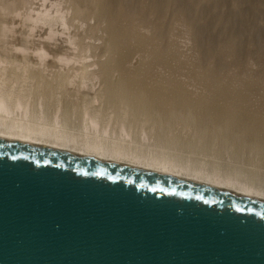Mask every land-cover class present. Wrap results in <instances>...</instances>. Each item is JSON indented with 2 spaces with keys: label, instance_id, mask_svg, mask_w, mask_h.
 <instances>
[{
  "label": "rangeland",
  "instance_id": "obj_1",
  "mask_svg": "<svg viewBox=\"0 0 264 264\" xmlns=\"http://www.w3.org/2000/svg\"><path fill=\"white\" fill-rule=\"evenodd\" d=\"M0 4L1 32L12 35L6 41V33L0 32L6 41L0 43L7 44L4 50L0 44V56L11 63L22 52L29 53H22L7 68L17 70L23 57L29 55L27 59L30 57L34 67L44 70L46 76L40 110L31 109L32 119L38 111L49 121L44 114H49L52 103L57 102L60 112L68 114L66 128L77 132L82 102L93 99L99 108L102 105L108 110L106 113L124 109L129 120L151 121L148 124L153 128L148 134L152 135L144 140L153 147L149 150L174 145L171 148L176 152L170 153L196 155L228 168L240 165L241 172L259 173L264 181V0H7ZM96 4L100 5V15L90 18ZM6 7L11 10H2ZM34 12L44 17L36 21L31 16ZM49 13L57 20L50 19ZM42 19L53 20L46 23ZM8 43L20 44L25 50L17 52L13 46L10 52ZM41 45L48 51L44 60L35 55ZM75 65L78 71L90 65L94 76L78 79L70 85L77 89L74 94L60 93L57 100L50 90L64 85H57L58 78L68 76ZM53 120L50 117L49 122Z\"/></svg>",
  "mask_w": 264,
  "mask_h": 264
},
{
  "label": "water",
  "instance_id": "obj_2",
  "mask_svg": "<svg viewBox=\"0 0 264 264\" xmlns=\"http://www.w3.org/2000/svg\"><path fill=\"white\" fill-rule=\"evenodd\" d=\"M0 264H264V199L0 137Z\"/></svg>",
  "mask_w": 264,
  "mask_h": 264
},
{
  "label": "bare ground",
  "instance_id": "obj_3",
  "mask_svg": "<svg viewBox=\"0 0 264 264\" xmlns=\"http://www.w3.org/2000/svg\"><path fill=\"white\" fill-rule=\"evenodd\" d=\"M1 1L4 2L7 0H0V2ZM23 2H24V0H23ZM31 2H32V0H31ZM52 2H54V1H52ZM6 3L7 2H5V4L1 3L2 4V5L0 4L1 8H2V6L5 7L4 5H7ZM8 3H9V1H8ZM10 4L12 6L15 5L12 3H10ZM21 4H23V3H21ZM28 4H30V2ZM28 4H26V5L28 6ZM9 7L12 8L10 5H9ZM13 7L16 8V6H13ZM10 8L6 7L5 9H2V10L7 9V11H8ZM22 8H24V7H22ZM82 8H83V6H82ZM83 9H85V8H83ZM36 10H37V8H34V11H36ZM49 10H51V9H49ZM49 10H47V11L48 12L52 11V10L51 11H49ZM91 11H92L91 13L89 12L91 15L90 18L100 15V5L96 4L95 6H93V9ZM4 13L5 12L3 11V14ZM15 13H16V10H15ZM0 14L2 15L1 11H0ZM29 14H31V13H29ZM49 14H51V13H49ZM52 14H54V13H52ZM52 14L50 15V19H51V17L52 18L57 17L56 15L52 16ZM13 16H15V15H13ZM31 16L33 17V19H36V21H37V18L40 15L37 16V13L34 12V14L32 13ZM42 16H43V13L41 14L40 17H42ZM45 16H47V15H45ZM48 16H47V18H49ZM11 17H12V15H11ZM57 18H56V20H57ZM39 19L41 21V18H39ZM46 19L43 20V22L47 21V20L49 21V19H47V20ZM32 20L30 21V23L32 22ZM52 20H51V22H52ZM8 21H9V19H8ZM48 21L46 23H51ZM2 22H3V20H2ZM54 22H55V19H54ZM3 23H5V22H3ZM94 23L97 24V22H94ZM26 24H27V22L25 23V25ZM28 25H30V24H27V26ZM13 26H15V25H13ZM21 26H20V28H21ZM36 26L38 27V25H36ZM58 26H59V24H58ZM90 26H92V25H90ZM50 29L52 30L53 28H50ZM94 29H95V27H94ZM7 30H12V29H7ZM21 30H20V32H21ZM91 30H93V28ZM39 31H40V28H39ZM0 32H1V29H0ZM3 32L4 31H2L1 33H3ZM7 32H9V31H7ZM30 32H32V31H30ZM1 33H0V35H1ZM5 33H3L2 35H4ZM26 33H24V35ZM90 33H92V32H90ZM35 34H36V31H35ZM60 34H61V32H60ZM13 35H15V34H13ZM21 36H22V34H21ZM10 37H7V33H6V41H7V38L9 39ZM35 39H34V41H35ZM49 39L51 40V38H49ZM67 39H68V37H67ZM0 41H5V40H3V38H2ZM45 41H47V40H45ZM45 41H44V44L46 43ZM23 42H25V41H23ZM29 42H30V40H29ZM2 43H0V44H2ZM17 43H19V42H17ZM10 44L8 43V45H10ZM4 45L1 46V47H3L2 48L3 50L7 46V44H4ZM26 45H29V44L27 43ZM26 45H23L24 48L29 47V46L26 47ZM13 46L16 48L17 52L19 50L20 51L25 50V49H23L22 46H21L22 48L20 47V44L18 45L19 47L16 46V44H14V45H10L8 47V49L11 47L10 52H11ZM29 48H31V47H29ZM36 48H38V47H35V49ZM45 49L43 48V45L39 46V48L37 49L38 51H36L35 55H37L38 58L40 57V59L44 60L45 54L48 53V51H44ZM34 50H32V51H34ZM49 51H50V49H49ZM1 52L2 51L0 50V53ZM25 52H27V51H24V53ZM5 53H7V50L4 51V55H5ZM8 53H9V51H8ZM22 53H21V55H17V57L16 56L15 57L12 56V57H14L15 59L16 58L20 59V57L24 55V53H23V55H22ZM10 54L7 57H10V59H11ZM60 54H62V53L60 52ZM33 55L34 54H32V56ZM28 56L23 57L22 61L20 60L23 63L22 64L20 63L21 66L15 71H10V69L7 68V65H10V64H13L16 62L15 59H14V61L12 60L11 63L10 62L7 63L6 59H4L2 57V55L0 56V137L8 138V139H14V140H18V141L27 142V143H34V144H38V145L49 146V147L58 148V149H63V150L72 151V152H76V153L83 154V155H89V156L97 157L99 159L116 161V162L125 163V164H129V165H133V166H140V167L152 169L155 171H159L162 173L176 175V176H180V177H185V178H189V179L201 182V183H207L209 185L225 188L228 190L235 191L237 193H242V194H246V195H250V196H254L257 198L264 199V181L262 180L261 176H259V173L256 174L255 172H250V171L247 172L245 169H244L245 170L244 172H241V171H243L242 167L240 165L239 166L238 165H232L235 163L230 164L231 162H229V164L232 165V168H228V166H226L225 164H222L220 162L216 163L215 160L214 161L213 160H209V161L203 160V158L200 159V157H196V155H195V157L190 156V155H189V157H187V156H184L185 154L182 155L179 152H177L178 154H176L175 149L171 148L172 146L174 147V145H172L171 147L165 146V147L161 148V151H159V149L156 151L152 150L153 147H150L149 145L146 144L147 142L144 141V140H147L148 139L147 137H149L148 135L151 134V133L148 134V132L150 130L152 131L151 128H153V127H151L152 125L148 124V123H151V121L149 122L147 120L148 121L147 122L146 120H144L145 118H143L144 121L143 120H138V121L137 120H133V121L129 120V118H128L129 112L127 110L122 109L121 111L119 110L115 114H111L112 111L106 113V111H108V110L106 109V111H105V109L102 108V105H100V103H99V105L101 106V108H99L97 105L98 103H96L97 102L96 100L94 101L91 98H90L91 100H89V98L84 99L85 100L84 103L82 102L83 105L80 107V110L78 109L79 114H77L78 116H80L78 118V120L80 122L79 123L80 124L79 129L77 132H73V131L71 132L70 131L71 129L68 130L65 126L66 120L69 118L68 114L65 113V111H63V112L61 111L62 113L60 112V109H59L60 104L55 102V100H56L55 99L54 100L55 103H52V106H51L52 109H51L50 113L44 114L47 116V118H49V121H50V117L54 118L55 120H53L51 122H49L48 120H47L48 121L47 122L45 119L43 120L42 119L43 115H41L40 112H38L36 110L37 109L40 110L39 107L41 105L42 97L44 96L43 93L45 92L46 87H47L46 86L47 83L45 84L46 79L45 78L43 79V76H44L43 71L44 70H41V69L34 67L35 65L32 64L33 61L29 60L30 57L27 59ZM34 57H36V56H34ZM83 58H85V57H82V59ZM97 60L98 59H96V61ZM85 63H87V62H85ZM89 63H87V64H89ZM100 63H103V62H100ZM41 64H43V63H41ZM64 66H66V65H64ZM50 67H51V65H50ZM74 67H76V68H74ZM74 67H72L73 69L71 70V72L69 73L68 76H64V78L62 77V79L57 77L58 78L57 85L60 82L64 83V85L63 84H62V86L58 85L56 88H54V89L52 88L53 90H50V94L52 92H55L54 94H51V96H55L57 98V100H58V96L60 95V93H63V94L66 93L68 95L74 94L75 91H73V90L76 88L72 89L70 85H74L75 81H77L78 79L83 81V80L89 79L90 77L94 76L92 74V73H94V72H92L93 69L90 70L91 69L90 65H84L82 67L83 69L81 71L76 70L78 68V66L75 65ZM91 67H93V65ZM98 71H99V69H98ZM96 76H97V74H96ZM44 77H46V76H44ZM98 77H99V74H98ZM85 83H87V81H85ZM66 98H67V96H66ZM72 105H74V104H72ZM70 108H72V106ZM109 108H110V106H109ZM31 109H33V110L36 109L35 113H37V114L33 115L34 118H37L35 120H34V118L32 119L31 114H32L33 110H31ZM102 109L104 111H102ZM102 112H105V114H102ZM59 117H61V118H59ZM153 125H155V124L153 123ZM153 132H154V129H153ZM150 143H148V144H150ZM164 143H168V142L165 141ZM168 144H170V143H168ZM150 145L154 146L155 144L153 143ZM149 147L152 149L149 150ZM176 148H177V146H176ZM191 148H193V146ZM154 149H156V147ZM170 150H173L175 152L170 153L171 152ZM200 150H201V148H200ZM167 151L169 153H167ZM213 153L215 154V151ZM256 167H258V166H256ZM224 168L229 169V170H225ZM243 168H245V167H243ZM263 173H264V171H263Z\"/></svg>",
  "mask_w": 264,
  "mask_h": 264
}]
</instances>
